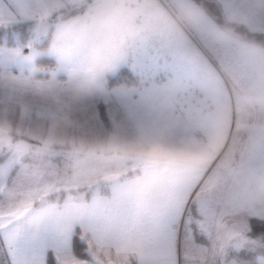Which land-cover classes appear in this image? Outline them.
I'll return each instance as SVG.
<instances>
[{
  "label": "snow or ice",
  "instance_id": "6c2138e0",
  "mask_svg": "<svg viewBox=\"0 0 264 264\" xmlns=\"http://www.w3.org/2000/svg\"><path fill=\"white\" fill-rule=\"evenodd\" d=\"M0 264H264V0H0Z\"/></svg>",
  "mask_w": 264,
  "mask_h": 264
}]
</instances>
